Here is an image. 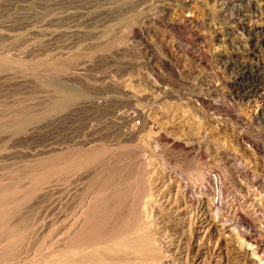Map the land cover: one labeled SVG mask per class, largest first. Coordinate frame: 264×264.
I'll return each mask as SVG.
<instances>
[{"label": "rangeland", "instance_id": "rangeland-1", "mask_svg": "<svg viewBox=\"0 0 264 264\" xmlns=\"http://www.w3.org/2000/svg\"><path fill=\"white\" fill-rule=\"evenodd\" d=\"M186 1L188 12L169 0H0V264L50 252L52 119L72 117L69 131L104 127L111 139L127 126L119 112L133 111L146 122L118 150L153 169L140 194L150 190L163 253L147 264L264 262L242 236L264 245V0L256 13L236 0ZM199 173L219 179L223 232L175 193L180 179L185 197L212 196Z\"/></svg>", "mask_w": 264, "mask_h": 264}, {"label": "bare ground", "instance_id": "bare-ground-1", "mask_svg": "<svg viewBox=\"0 0 264 264\" xmlns=\"http://www.w3.org/2000/svg\"><path fill=\"white\" fill-rule=\"evenodd\" d=\"M169 1L181 7L183 12L192 8L190 1ZM236 1L248 3L255 13L259 10L254 0ZM68 16L65 14V17ZM232 22L230 20V31L236 26ZM168 44L164 45V50L168 51ZM257 91L254 89L252 92ZM94 103L101 104L96 101ZM118 115V119L124 121L127 126L123 131L117 129L116 135L111 139L107 137L106 128L103 126L99 128L95 124L98 130L89 125L88 130L76 132L69 131L67 127L68 124L74 123L72 117L62 115L52 119L46 166L50 252L38 264H147L148 261H159L162 258L163 252L158 248L157 240L150 229L154 221V210L152 211L151 207L153 204L149 201L152 198L150 190L140 194L144 186H149L153 169L150 171L147 168L145 159L136 162L128 151V154L124 151V155H127L120 157L118 150L121 146L129 147L128 144L138 137V131L146 121H141L142 114L139 111L125 114L119 112ZM58 125L61 129H58ZM138 143L146 146L148 144L143 138H139ZM198 177L205 181L207 188L212 187V196L203 188L199 190L197 198L191 195L185 197L190 185L182 186L180 179L172 182L176 187L175 193L181 200L188 202L196 217L201 218V224L203 222L209 226L213 225L219 232H223L226 228L223 215L227 210L225 211L222 202L223 189L218 184L219 179L206 173H199ZM148 197L150 199H146ZM238 217L242 227L250 226L246 217L243 218L240 214ZM242 236L248 246L256 245L255 250L250 251L251 254L264 261V256L259 257L258 250L260 247L264 250V245L253 240L247 233ZM222 259L220 254L218 262Z\"/></svg>", "mask_w": 264, "mask_h": 264}]
</instances>
